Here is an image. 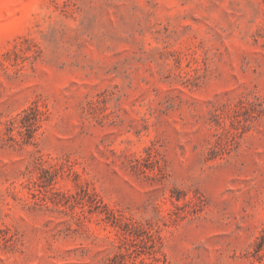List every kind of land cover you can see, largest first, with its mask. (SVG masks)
<instances>
[{
	"label": "rangeland",
	"instance_id": "obj_1",
	"mask_svg": "<svg viewBox=\"0 0 264 264\" xmlns=\"http://www.w3.org/2000/svg\"><path fill=\"white\" fill-rule=\"evenodd\" d=\"M0 264H264V0H0Z\"/></svg>",
	"mask_w": 264,
	"mask_h": 264
}]
</instances>
